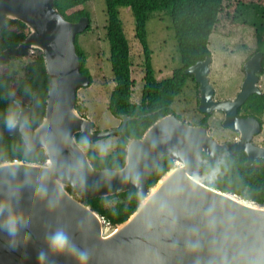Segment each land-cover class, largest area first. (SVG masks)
<instances>
[{
    "label": "water",
    "instance_id": "1",
    "mask_svg": "<svg viewBox=\"0 0 264 264\" xmlns=\"http://www.w3.org/2000/svg\"><path fill=\"white\" fill-rule=\"evenodd\" d=\"M8 19L23 21L29 32L16 46L1 50L0 61L37 51L43 56L49 87L38 125L31 126L28 119L38 106L37 91L31 105L15 100L20 109L15 127H4L0 119V138L20 136L31 153L38 149L44 153L42 161L0 162V216L29 234L26 244L15 249L14 259L0 250V264H38L41 249L47 252L44 264H79L71 250L62 254L47 250V236L56 229H63L77 248L87 252V264H264V203L219 189L204 176V157L218 164L241 149L238 141H220L208 125L170 112L141 136L128 139L119 167L94 166L76 134L91 141L111 136L122 132L132 117L122 114L120 126L96 129L77 108L79 87L92 82L81 71L76 41L77 34L89 28L90 17L70 21L55 0H0V40ZM262 59L259 53L245 62L242 89L227 99L216 98L210 80L211 52L186 67L199 84V109L212 113L238 106L257 90L249 88V81L257 82ZM254 62L258 65L251 69ZM164 155L173 159V165L149 185ZM252 162L250 155L247 164ZM42 173L47 174L49 194L34 198L32 187ZM77 175L82 176V185L73 179ZM57 186L62 189L58 194ZM130 189L141 200L122 222H108L86 201Z\"/></svg>",
    "mask_w": 264,
    "mask_h": 264
},
{
    "label": "trees",
    "instance_id": "2",
    "mask_svg": "<svg viewBox=\"0 0 264 264\" xmlns=\"http://www.w3.org/2000/svg\"><path fill=\"white\" fill-rule=\"evenodd\" d=\"M90 0H55V5L70 21H77L89 13L85 4ZM105 0L107 6V39L110 45L109 60L112 66L114 87L110 94L108 109L114 115L128 114L124 130L117 137V143L109 151L98 152L87 145L88 154L94 166L99 168H117L125 155V144L130 138L141 136L159 117L174 112L173 104L182 93L195 87L194 75L185 72V68L204 59L211 52L210 34L219 31L233 32L239 23V9L247 4H258L264 7V0ZM120 7H128L135 18L134 37L140 42L144 52V85L139 102L132 101L134 79L132 78L131 44L127 37ZM170 9L172 25L177 41L180 66L171 76L158 79L152 63V49L148 42L147 24L155 10ZM90 17V16H89ZM91 20V19H90ZM90 26L88 29L89 30ZM29 32L28 26L19 19H8L3 26L0 49L17 45ZM79 33L77 34L78 37ZM76 37V41H77ZM264 43L259 33L258 43ZM259 44L264 52L263 46ZM81 71L91 76L87 58L81 48ZM92 78V77H91ZM49 79L44 67L43 56L38 52L26 64L23 75L13 73L11 60L0 61V119L3 126L4 115L10 105L17 106V101H32L37 91L38 106L28 119L31 126L38 125L45 113V99ZM193 90V89H192ZM197 103H198V96ZM18 107V106H17ZM77 107L80 105L77 103ZM19 108V107H18ZM198 106L195 107V111ZM182 118L179 114H177ZM79 141L84 136L76 134ZM89 141H87L88 144ZM42 161L44 153L38 149L31 153L20 136L4 135L0 138V162L7 160ZM173 165V159L164 155L157 170L151 175L148 183L152 185ZM204 176L207 182L219 189L237 193L248 199L264 203V165H244L236 156L223 158L215 164L204 157ZM122 197L113 206H104V197L87 200L96 210L104 215L107 221L118 223L126 220L137 208L141 196L135 189L118 193Z\"/></svg>",
    "mask_w": 264,
    "mask_h": 264
},
{
    "label": "rangeland",
    "instance_id": "3",
    "mask_svg": "<svg viewBox=\"0 0 264 264\" xmlns=\"http://www.w3.org/2000/svg\"><path fill=\"white\" fill-rule=\"evenodd\" d=\"M230 0H226L225 6ZM85 9L90 16V29L80 32L77 44L87 58L92 82L80 86L77 103L83 114L95 124L96 129H108L119 125L120 119L108 109L110 94L114 87L110 57V45L107 39V6L105 0H90ZM239 23L233 32L213 31L209 38V47L213 54V71L210 80L215 81L217 97L229 92L230 83L242 76L240 62L247 53L258 44V35L264 37V7L247 4L239 9ZM120 17L131 44L132 78L134 79L132 101L139 102L144 84V52L140 42L134 37L135 18L128 7H120ZM170 9L155 10L147 24L148 42L152 49V63L158 79H164L180 66V56L172 25ZM261 44V41L259 42ZM264 49V43L261 44ZM30 57L11 59L13 73L23 75ZM193 89V90H192ZM195 87L179 95L173 104L174 111L183 119L194 121L197 97ZM116 136L103 137L91 143L98 152L109 151L116 145ZM118 201V200H117ZM112 200L107 206H113Z\"/></svg>",
    "mask_w": 264,
    "mask_h": 264
},
{
    "label": "flooded vegetation",
    "instance_id": "4",
    "mask_svg": "<svg viewBox=\"0 0 264 264\" xmlns=\"http://www.w3.org/2000/svg\"><path fill=\"white\" fill-rule=\"evenodd\" d=\"M4 48L6 47H3L2 49H0V51L3 50ZM259 53H262L263 55V59L261 62L262 69L260 72L257 73L258 80L255 84L249 81L250 83L249 88L256 87L257 90L250 91L247 97L242 102H240V104L236 107L233 105H227L226 106L227 109L226 108L219 109V110L213 111L212 113H208V112L201 111L199 109V90H198L199 84L197 83L198 110L195 111L196 117H194V121H192V123H195V124L208 125L211 135L220 141H235V140L238 141L241 149L225 157H230V156H236V158L239 157L240 159H242V162L244 165H248L251 167L258 166V165H264V52L260 49L259 43L257 44V46L251 49L247 53V56L243 59V61L240 62L242 76L239 79H236L234 83L232 82L230 83L229 92L226 93L224 96L217 97V91L215 89V94H216L217 99H227V98L236 97V95L242 89L245 79L247 78V72L244 69L245 62L248 59H250L252 56H254L255 54L258 56ZM19 57H27V56H19ZM14 58H17V57H11L8 60H11ZM257 65L258 64L254 62L251 64V66L250 65L249 66L251 69H254V67H256ZM212 71H213V68H211V72ZM211 82L213 83L215 88H217L215 81L212 80ZM259 90H261V92ZM142 94L143 93L141 92V96ZM22 102L28 105L32 104V101H22ZM80 107H78V109L83 114V110ZM121 115L122 114L115 115V116H118L120 119V123L117 126H120L122 124L123 119L121 118ZM225 122L232 123L233 126L227 125L225 124ZM122 132L112 134L111 136L118 137V135ZM101 138L103 137L97 138L93 141L87 140L89 141L87 145L90 146L91 143H94L98 141V139H101ZM116 143H117V140H116ZM250 155L253 156V162L250 164H247V161L249 160ZM104 198H105L104 200L105 207L107 206V203L109 201L114 200L117 203V200L122 199V197L119 196L118 193L105 196ZM87 200L89 199H86V201Z\"/></svg>",
    "mask_w": 264,
    "mask_h": 264
},
{
    "label": "clouds",
    "instance_id": "5",
    "mask_svg": "<svg viewBox=\"0 0 264 264\" xmlns=\"http://www.w3.org/2000/svg\"><path fill=\"white\" fill-rule=\"evenodd\" d=\"M35 51L34 53H36ZM77 105V103H76ZM78 108V107H77ZM80 111V110H79ZM20 109L17 106L10 105L7 112L4 115V123L7 127L13 128L17 125L19 120ZM81 112V111H80ZM84 115V114H83ZM95 126V124H94ZM107 137V136H106ZM81 144L86 146V138H81ZM47 174L42 173L39 179L36 180L32 187L31 195L34 198L43 199L48 196V187L46 184ZM74 180H78L80 184H83L82 176H75ZM135 183V179H133ZM62 189L57 186V194ZM14 216V214H12ZM29 239V234L22 230L19 225H13L11 221L4 216H0V250L4 251L10 259H14V251L18 246L26 244ZM47 250L62 254L71 250L75 254V258L79 264H87L88 255L83 249L77 248L69 239L68 234L63 229H56L47 236ZM47 252L45 249H41L37 253L38 264H44Z\"/></svg>",
    "mask_w": 264,
    "mask_h": 264
}]
</instances>
